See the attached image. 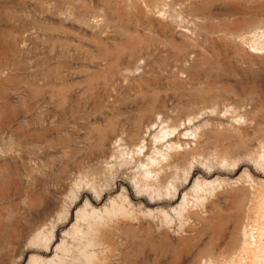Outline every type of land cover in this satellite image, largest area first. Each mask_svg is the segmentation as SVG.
Returning a JSON list of instances; mask_svg holds the SVG:
<instances>
[{"label": "rangeland", "instance_id": "1", "mask_svg": "<svg viewBox=\"0 0 264 264\" xmlns=\"http://www.w3.org/2000/svg\"><path fill=\"white\" fill-rule=\"evenodd\" d=\"M263 148L264 0H0V264H254Z\"/></svg>", "mask_w": 264, "mask_h": 264}, {"label": "bare ground", "instance_id": "2", "mask_svg": "<svg viewBox=\"0 0 264 264\" xmlns=\"http://www.w3.org/2000/svg\"><path fill=\"white\" fill-rule=\"evenodd\" d=\"M163 127V126H162ZM165 129V128H164ZM167 132V131H166ZM191 135V134H190ZM156 138V137H155ZM188 143V142H187ZM141 146H139L136 150H137V153L138 154H140L141 152H142V150H144L143 149V146H142V144H140ZM179 147V146H178ZM164 148V147H163ZM158 149H160V148H158ZM264 149V148H263ZM152 150H154V149H152ZM261 150H262V148H261ZM163 151V150H162ZM264 151V150H263ZM262 151V152H263ZM135 152V151H134ZM157 152V151H156ZM168 152V151H167ZM167 152H166V154H167ZM152 153V152H151ZM160 153H161V151H160ZM133 154V153H132ZM261 154V153H260ZM137 155V154H136ZM141 155V154H140ZM139 155V156H140ZM143 155V154H142ZM160 155V154H159ZM162 155H163V153H162ZM172 155V154H171ZM263 164H264V152H263ZM261 155V156H262ZM131 156V155H130ZM258 156H260V155H258ZM147 159V158H146ZM151 159H152V157H151ZM162 159V158H161ZM161 159H160V161H161ZM166 159V158H165ZM258 159V158H257ZM167 160H168V158H167ZM166 162V161H165ZM261 162V163H262ZM260 163V164H261ZM146 164V163H145ZM160 164H161V162H160ZM159 166V165H158ZM165 170V169H164ZM155 171V170H154ZM263 173H264V167H263ZM179 172V171H178ZM176 175H177V173H176ZM143 177V176H142ZM158 177V176H157ZM160 179V178H159ZM176 179V178H175ZM198 179V178H197ZM196 179V180H197ZM253 179V178H252ZM255 179V178H254ZM143 180V179H142ZM148 180H149V178H148ZM220 180V179H219ZM146 181V180H145ZM263 182V181H262ZM183 183V182H182ZM185 183V182H184ZM195 183V182H194ZM197 183V184H196ZM195 184H193L194 185V187H196V185H199V187H205V186H207V185H210V184H212V182H211V180H210V182L209 181H206L205 179L204 180H199V181H197ZM214 184V183H213ZM262 184V183H261ZM224 185V184H223ZM177 186V185H176ZM184 186V185H183ZM216 186V185H215ZM252 186H253V184H252ZM256 186V185H255ZM259 186V185H258ZM263 186V184L260 186L261 188H263L262 187ZM178 187V186H177ZM181 187H182V184H181ZM180 187V188H181ZM193 187V186H192ZM198 187V186H197ZM159 188V187H158ZM254 188V187H253ZM256 188V187H255ZM254 188V191L256 192V190H259V189H255ZM257 188H259V187H257ZM158 190V189H157ZM199 190V189H198ZM206 190V189H205ZM261 190H263V189H261ZM185 191V190H184ZM211 191V190H210ZM182 192V191H181ZM180 189H179V187L178 188H173V192L170 194V196L167 198V199H165V201H167V202H169V204L170 203H174L175 201H177L178 200V206H183V208H185L186 207V196H185V194L183 193V195L181 196L180 195ZM255 192H254V194H255ZM258 193L254 196V194H253V198L252 199H250V201H251V204H252V206H253V208H252V210H254V208H255V210L258 212L257 214L258 215H256L257 217H258V220L257 221H260L259 220V217L260 218H262V217H264V191L263 192H259V191H257ZM159 196V195H158ZM160 199V198H159ZM189 199V198H188ZM155 200V199H154ZM154 200L153 199H147V202H154ZM164 201V202H165ZM161 202H163V201H161ZM168 204V205H169ZM192 204V203H191ZM250 204V205H251ZM248 210V209H247ZM251 210V211H252ZM188 212V211H187ZM192 212V211H191ZM250 212V211H249ZM249 215V214H248ZM250 218V217H249ZM248 221V220H247ZM246 223V222H245ZM239 224V223H238ZM248 224V223H247ZM251 224V223H250ZM261 225V222L259 223V226ZM249 226V225H248ZM241 227V229L239 228V231L236 233L237 235L235 236V240L233 239L232 241H233V243H234V241H235V244H233V247H236V249H237V251H238V253L240 254L242 251H245V252H247V253H250V255L252 254L253 255V257H257L258 259L256 260L255 258L253 259L251 256V258H252V260H253V263L254 264H261V259H263V254L261 253V252H263V250L260 252V250L263 248L264 249V240H262L261 238L263 237V235H261L262 237H260V235H257L256 234V236L254 235V233L253 234H251L250 233V231L248 230V228H247V226L246 225H242V226H240ZM236 229V228H235ZM237 229H238V227H237ZM261 230V229H260ZM254 231V230H253ZM262 231H263V233H264V228L262 229ZM262 231H261V233H262ZM235 232H236V230H235ZM255 232V231H254ZM258 233V232H257ZM262 233V234H263ZM233 235H235V234H233ZM234 238V237H233ZM230 243V242H229ZM232 243V242H231ZM232 245V244H231ZM235 245V246H234ZM227 246H229V245H227ZM226 248V247H225ZM228 248V247H227ZM231 248V247H230ZM230 248H229V250H230ZM234 250V249H233ZM224 250H222L221 252H223ZM220 252V253H221ZM226 253H227V251H225ZM225 252H224V254H225ZM233 252V251H232ZM231 252V253H232ZM231 253L229 254V255H231ZM244 253V252H243ZM243 253H241V254H243ZM240 254V255H241ZM222 256H223V258H224V256L225 255H223L222 254ZM233 256H234V254H233ZM244 256H246V255H243V257ZM249 256V255H248ZM232 257V256H231ZM235 257H237V256H235ZM242 257V256H241ZM242 257V258H243ZM247 257V256H246ZM213 258H215V257H213ZM239 258V257H238ZM241 258V259H242ZM247 258H249V257H247ZM230 259L231 258H229L228 260L227 259H224V261L222 262L223 264H231L230 263ZM251 260V259H250ZM236 261H238V260H236ZM235 261V262H236ZM219 262H221V261H219ZM239 262H240V260H239ZM239 262H236V263H234V264H239ZM242 262H244L245 263V260H243ZM241 262V264H243ZM221 263V264H222ZM204 264H216V262L215 261H213V259L211 260L210 258L208 259V260H206L205 261V263ZM248 264V263H247ZM249 264H252V263H249Z\"/></svg>", "mask_w": 264, "mask_h": 264}]
</instances>
